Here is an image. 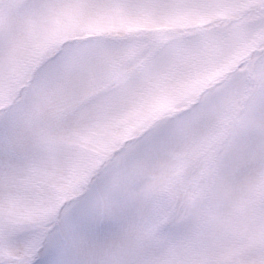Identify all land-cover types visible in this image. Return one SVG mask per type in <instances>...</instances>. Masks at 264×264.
I'll return each mask as SVG.
<instances>
[{"label": "snow or ice", "instance_id": "1", "mask_svg": "<svg viewBox=\"0 0 264 264\" xmlns=\"http://www.w3.org/2000/svg\"><path fill=\"white\" fill-rule=\"evenodd\" d=\"M0 264H264V0H0Z\"/></svg>", "mask_w": 264, "mask_h": 264}]
</instances>
